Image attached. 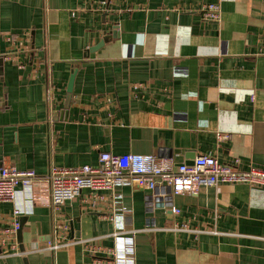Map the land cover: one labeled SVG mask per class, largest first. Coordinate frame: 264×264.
<instances>
[{
  "label": "crops",
  "instance_id": "0c3cea01",
  "mask_svg": "<svg viewBox=\"0 0 264 264\" xmlns=\"http://www.w3.org/2000/svg\"><path fill=\"white\" fill-rule=\"evenodd\" d=\"M206 2L219 22L201 19ZM0 151L39 176L100 151L264 169V0H0ZM17 189L0 229L15 204L18 248L0 246V264H106L82 245L115 246L114 233L131 247L118 264H264L259 186L83 189L57 209L55 252L46 184Z\"/></svg>",
  "mask_w": 264,
  "mask_h": 264
},
{
  "label": "built area",
  "instance_id": "2783aa9c",
  "mask_svg": "<svg viewBox=\"0 0 264 264\" xmlns=\"http://www.w3.org/2000/svg\"><path fill=\"white\" fill-rule=\"evenodd\" d=\"M203 21L219 22L221 9L218 2H206L199 9ZM7 58V56H4ZM50 100V88L45 90ZM229 134H218V138H228ZM238 160L232 163L220 162L208 154L197 155L191 164L172 165L166 158L155 154H139L126 152L121 154L100 151L98 162L92 166H59L51 160L47 171L39 176L33 169H18L12 164H0V202L14 203L17 187L31 188L36 183H45L48 192L47 206L51 216V237L46 247L51 251L61 246L64 226L58 219L57 209L68 200H72L83 189L100 194L104 190H112L120 182H130L143 189H154L158 185L168 187L172 193H195L199 186L217 185L219 183H246L264 188V169L249 166L240 169ZM100 197V195H98ZM172 212L178 209L172 207ZM10 224L0 229V246L8 248V252H17L16 233L20 227V210L14 204ZM119 239L117 245L108 247L88 240L83 248L96 260L106 264H118L125 259L131 250L130 242L114 233Z\"/></svg>",
  "mask_w": 264,
  "mask_h": 264
},
{
  "label": "water",
  "instance_id": "95a60500",
  "mask_svg": "<svg viewBox=\"0 0 264 264\" xmlns=\"http://www.w3.org/2000/svg\"><path fill=\"white\" fill-rule=\"evenodd\" d=\"M73 78H74V72H72L70 74L69 80H68V84H67V96H66V104L69 102V97H70V93L72 90V83H73ZM0 160H1V151H0ZM192 162H190L189 164H191Z\"/></svg>",
  "mask_w": 264,
  "mask_h": 264
}]
</instances>
